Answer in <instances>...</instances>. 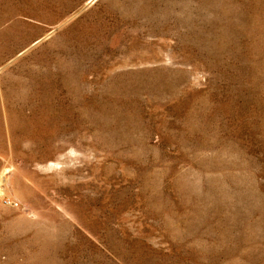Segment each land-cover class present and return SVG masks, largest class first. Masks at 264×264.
Returning <instances> with one entry per match:
<instances>
[{
	"label": "rangeland",
	"instance_id": "1",
	"mask_svg": "<svg viewBox=\"0 0 264 264\" xmlns=\"http://www.w3.org/2000/svg\"><path fill=\"white\" fill-rule=\"evenodd\" d=\"M0 264H264V0H0Z\"/></svg>",
	"mask_w": 264,
	"mask_h": 264
},
{
	"label": "built area",
	"instance_id": "2",
	"mask_svg": "<svg viewBox=\"0 0 264 264\" xmlns=\"http://www.w3.org/2000/svg\"><path fill=\"white\" fill-rule=\"evenodd\" d=\"M4 201H5L6 203H10V202H11L10 200H7V199H5Z\"/></svg>",
	"mask_w": 264,
	"mask_h": 264
}]
</instances>
